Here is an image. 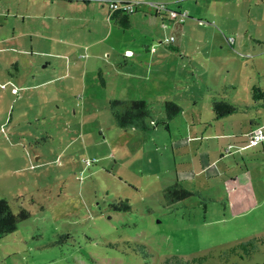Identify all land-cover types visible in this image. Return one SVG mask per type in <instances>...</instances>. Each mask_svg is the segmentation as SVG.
I'll return each instance as SVG.
<instances>
[{
	"label": "rangeland",
	"instance_id": "rangeland-1",
	"mask_svg": "<svg viewBox=\"0 0 264 264\" xmlns=\"http://www.w3.org/2000/svg\"><path fill=\"white\" fill-rule=\"evenodd\" d=\"M185 4L212 25L171 21L166 34L183 39L193 60L149 79L132 75L142 68L125 52L146 53L154 15L135 12L123 28L103 0H0V198L30 211L0 233V264H161L169 254L195 257L188 264H264V138L244 160L225 138L186 142L188 130L264 123V0ZM211 88L237 109L218 126H188L216 115L206 105ZM179 93L198 104L182 106ZM171 94L182 109L168 116ZM138 98L150 109L146 127L120 126L114 111ZM204 145L217 169L184 171L193 159L199 170ZM243 161L249 173L230 180ZM177 183L194 194L175 199L168 188ZM125 200L130 208L114 206Z\"/></svg>",
	"mask_w": 264,
	"mask_h": 264
},
{
	"label": "crops",
	"instance_id": "crops-1",
	"mask_svg": "<svg viewBox=\"0 0 264 264\" xmlns=\"http://www.w3.org/2000/svg\"><path fill=\"white\" fill-rule=\"evenodd\" d=\"M127 1H131V0H127ZM140 1L142 2L143 6L139 7V3ZM146 1H150V2H146ZM185 1L187 0H136L133 2L137 3V9L136 12L140 11L141 14H149V15H154L153 21H154V26L152 28H144L146 32H148L150 35L153 36V39L151 40V42H142L140 45L143 47V49L146 51V53L142 54L141 50H135V51H131V49H128L126 52H131L129 53L131 55V57H135V59L133 60V62H140L142 71L140 72H133L132 75L134 76H145L148 77L149 79L151 78H156V77H164V78H168V77H173L176 70V67H188L185 62H189V64H191V60H193V58L189 59L190 57H192L191 55H194L195 53H188V45L186 44V48H183V44H184V40L183 39H179L176 40V38L174 37V39L172 41H167L165 43H163V39H166V37H170L173 35H168L166 34V29L171 27L170 22L171 21H175V20H171L168 18L167 15L164 14H159L162 13L160 12V10L158 11L157 8L155 7L154 3H159V2H165L168 4V6L172 4H175L174 6H172V8L176 9L178 12H187L188 13V9H190V7L188 5L185 4ZM178 6L182 7V8H177ZM154 7V8H153ZM151 8L154 9V14H152ZM182 9V10H181ZM187 9V10H184ZM135 14V13H134ZM161 17V21L157 20L156 17L157 16ZM134 16V15H133ZM191 18L193 20H197V22L199 24H203V25H212V22L209 20H205L203 18H192L189 14H188V18ZM203 17V16H200ZM139 19V16H137V20ZM185 20L181 21V23H184ZM135 19L133 17L132 19V23L131 26L135 23ZM193 22V21H190ZM159 25H161V27H159ZM216 28V29H215ZM214 30H216V32L220 33L219 28L217 27V25H215ZM26 32V31H25ZM222 34V33H220ZM157 37V38H156ZM161 38V39H159ZM136 44H134L135 46ZM137 45L139 46V44L137 43ZM196 43V52H199V48L202 47V43ZM133 46V47H134ZM132 47V46H129ZM154 48V50H153ZM142 49V50H143ZM186 60V61H185ZM176 63V64H174ZM139 65V67H140ZM11 73V72H10ZM184 73V72H183ZM13 75V73H11ZM14 76V75H13ZM200 79V78H199ZM178 84V83H177ZM6 83H2L1 87H6ZM22 87V86H21ZM17 88H19V86L17 87H13L12 86V92L17 91ZM16 89V90H15ZM214 89H209V94L210 97L208 98V96L206 97L208 99L207 101V106H211V104H213L212 102L214 100H216V96L214 95ZM213 92V94H212ZM167 100L168 101H172L176 98H179L176 102H178L179 104H181L182 106H185L184 104H198V99L194 96H185L184 93H179V96H177L176 98H172V94L171 95H166ZM139 99V98H138ZM143 99V98H140ZM212 111H213V106L211 107ZM180 109H182V107H180ZM228 119H219V117H217L216 115H214V113L212 112L211 117L207 118V119H198V120H194L192 119L191 121L188 122V126H197L198 125H206V126H215V125H219L222 124L223 121H226ZM238 122L239 119H235ZM241 120V119H240ZM215 122V123H214ZM230 123L232 122H236L234 120L228 121ZM255 121L250 119V127L247 128L246 124L245 126H243L244 124H241L243 127H245L246 129L242 130V132H235V131H228L225 130V128L223 129H219V127H217L215 129V132L211 133V132H206L205 129L203 130H195V132H192V130H188L189 133V137H186V142L189 141V138L192 139H197L200 138L201 141L203 142L204 139L206 137L209 138H225L227 139V141L229 142V144L232 145V147H234L235 151H238L241 154L242 159L244 160L245 156L244 154H254V152L251 153H247L245 150L248 149L249 146V142H248V138H249V133L251 131H253L256 128H261V130L264 133V123L259 125H255ZM223 126V125H222ZM207 133V134H206ZM188 138V139H187ZM246 140V142H244ZM185 141L182 142V145H187ZM263 142L259 141L258 143ZM258 143H256L255 145H257ZM218 142H215L212 147H215L216 150L220 151L218 146H217ZM210 146V143H209ZM202 150V158H196L197 163L199 164V170L196 169V161L195 159L192 160L193 162V166H191V168L189 170H184V171H191L192 173H205V171H212V168H216L214 167V165L212 164L211 161V148L212 147H207L206 145H204ZM199 151V149H198ZM261 151V150H258ZM263 151V150H262ZM222 154H224L221 151ZM195 154V153H194ZM196 155V154H195ZM195 155L192 154V157H195ZM233 155V154H232ZM225 156V155H224ZM189 162V160L187 161V163ZM244 164V169H242V172H237V174H233V177L229 178L230 180H234L235 178L239 177V176H243L246 175L247 173H249V167H248V163H246L245 161H243ZM237 165V163H236ZM229 166V165H228ZM226 166V171H228ZM232 168L236 167L235 165H230ZM229 166V167H230ZM213 173V171H212ZM180 179L178 178V181ZM191 190L194 191L193 188H189ZM230 200V198H228ZM258 200V198H254V201ZM258 201H256L255 203H257Z\"/></svg>",
	"mask_w": 264,
	"mask_h": 264
},
{
	"label": "trees",
	"instance_id": "trees-1",
	"mask_svg": "<svg viewBox=\"0 0 264 264\" xmlns=\"http://www.w3.org/2000/svg\"><path fill=\"white\" fill-rule=\"evenodd\" d=\"M109 4V13L108 16L110 19H113L116 23L121 25L123 28H129L132 23L133 15L136 12L137 4L135 5L133 11H128L123 8H116L112 9L110 6L111 0H103ZM127 1V0H124ZM156 4H159L161 6L159 14L167 15L169 19H177L175 17H171L169 15L170 11H176L174 8H170L167 3L165 2H159L154 3L155 7L157 8ZM159 11V9H157ZM188 16V15H187ZM127 54V52H125ZM257 90V89H255ZM119 103V99L112 100V103ZM167 115L171 116L174 115L178 110L180 109V106H178L173 101H167ZM213 110L215 111V114L217 117H220L222 115H226L230 112H233L237 109V107L227 101L224 100H214L213 101ZM114 115L117 119V123L122 126H139V127H146V121L147 118L150 116V109L147 106V102L144 99H134L131 101L130 105L127 106L125 110H118L116 109L114 111ZM182 183L181 181H177ZM168 191L175 199L177 200H183L184 198L194 194V191L186 188L184 185H180L177 183L176 186L172 185L168 188ZM125 203L122 205H114L116 208L120 209H128L130 208V204H128V201L125 200ZM30 215V211H28L26 208H21L18 212H14L12 209L10 203L5 198H0V233H7L12 230H14L17 227L18 222L26 218ZM192 259L194 260L195 257H184L180 256L179 254H169L167 255L161 264H183V263H191Z\"/></svg>",
	"mask_w": 264,
	"mask_h": 264
},
{
	"label": "built area",
	"instance_id": "built-area-1",
	"mask_svg": "<svg viewBox=\"0 0 264 264\" xmlns=\"http://www.w3.org/2000/svg\"><path fill=\"white\" fill-rule=\"evenodd\" d=\"M136 4L137 3L133 2V1H124V0H111L110 1V6L112 9L123 8V9H126L128 11H133ZM156 6H157V9L160 10L161 6L159 4H156ZM169 15L171 17L178 18L179 21H183L184 18L187 16V12L177 13L176 11L173 10V11H170ZM173 39H174V36H170V37H166L165 40L166 41H172ZM129 53H131V52H127V54H129ZM263 138H264V133L261 130V128H256L249 133V144H256L260 140H262Z\"/></svg>",
	"mask_w": 264,
	"mask_h": 264
}]
</instances>
